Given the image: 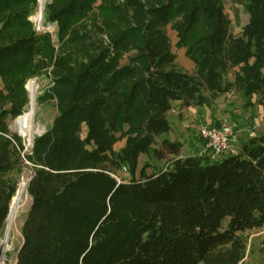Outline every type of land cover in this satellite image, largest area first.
Instances as JSON below:
<instances>
[{
	"label": "trees",
	"instance_id": "obj_1",
	"mask_svg": "<svg viewBox=\"0 0 264 264\" xmlns=\"http://www.w3.org/2000/svg\"><path fill=\"white\" fill-rule=\"evenodd\" d=\"M35 3L0 0V240L18 185L7 176L23 164L7 120L27 103L26 80L51 67L41 100L57 110L27 157L15 264H241L244 234L264 228V131L216 161L155 145L174 103L201 109L235 93L244 108L257 97L264 119V0H244L239 36L223 0H48L57 48L28 21ZM167 26L191 73L176 67ZM142 156L172 159L148 174Z\"/></svg>",
	"mask_w": 264,
	"mask_h": 264
},
{
	"label": "rangeland",
	"instance_id": "obj_2",
	"mask_svg": "<svg viewBox=\"0 0 264 264\" xmlns=\"http://www.w3.org/2000/svg\"><path fill=\"white\" fill-rule=\"evenodd\" d=\"M48 5V0L44 2V11H43V21H45L44 12L45 8ZM224 13L227 16L230 23V31L234 36H239L243 26L248 21V16L245 11L244 0H223ZM39 7V0H36L33 11L28 17V21L31 23L34 29V18L37 15ZM50 24V23H47ZM53 25V24H50ZM35 31V30H34ZM167 36L169 37L171 52L175 55V64L176 67L184 72L191 73L193 70L192 63L186 58L185 50L177 49V37L175 32L170 29V26L166 28ZM36 33V32H35ZM48 34L52 38V42L57 48L56 35L57 31L54 28L50 29ZM126 60L122 64H124ZM51 68H48L38 77H32L26 80L24 84V91L27 97V103L24 106L21 115L13 119L7 120V127L9 132L15 134L18 138L17 144L21 145L23 142L22 132L18 130L15 126V121L24 116L28 109L30 108V99L29 93L26 89V85L29 81H36L38 87L35 89V96L33 100V116L31 123L32 133H42V135L47 132L57 116L56 110V101L53 99L41 100L45 94H48L51 89L54 87V76L51 74ZM229 80L232 79V76L229 75ZM2 90V86H0ZM252 106L244 108V102L237 94H228L216 99L210 104V106H205L200 110H196V114L192 112L185 111L181 114L172 116L171 118V131L168 134L163 135L161 138H158L155 148L159 149L162 139H167L170 142H179L182 145L180 150V157L195 156L199 152H196L198 149V130L203 126H214L217 124L228 123L233 126L235 134V148L238 151L241 142H244L248 139L250 134L257 136L264 131V119L262 106L258 102V98L255 97L252 99ZM32 105V104H31ZM178 112L180 110L178 109ZM170 117V116H168ZM86 129L82 128V137L85 135ZM36 138V135H35ZM124 145V141H119L115 146V151H119ZM172 159L170 156H164L163 160H156L153 158H148L145 156L140 157L139 159V169L145 164H149L151 167L147 169V173L151 174L153 170L157 168L165 167L169 161ZM19 173L9 174L7 177L14 179L18 182L17 190L21 183H24L27 187V183L32 175L31 166L22 164L19 168ZM116 177L119 181L129 180L128 173L123 170L118 171ZM16 190V192H17ZM16 195V193H15ZM14 195V196H15ZM11 205V203H10ZM31 205V200L27 195L26 188L24 192L23 199L21 200L19 207L16 211V215L12 222V227L9 233L7 240L8 250L5 253L3 264H15L17 252L22 244L21 228L29 207ZM7 221L5 223V226ZM4 226V229H5ZM0 240V247L3 242V232ZM244 237L247 240V250L246 255L241 264H263L264 256V228L259 230H252L246 232Z\"/></svg>",
	"mask_w": 264,
	"mask_h": 264
},
{
	"label": "built area",
	"instance_id": "obj_3",
	"mask_svg": "<svg viewBox=\"0 0 264 264\" xmlns=\"http://www.w3.org/2000/svg\"><path fill=\"white\" fill-rule=\"evenodd\" d=\"M43 11H44V7H41L39 2L38 12L36 17L34 18V30L37 34L48 33L49 30L54 28L55 26V25L47 24L45 21H43L44 20L42 17ZM28 85L33 87V89L28 90L27 88ZM37 87L38 85L36 81H32V80L29 81L26 85V89L29 93L30 108L28 109L26 114H24V116H26L27 114H31L29 117V121L23 123L22 126L18 123V121L24 116H22L21 118L15 121V126L18 128L20 133L21 132L23 133L22 134L23 142L21 143L20 146H18L16 141H14L11 137H8L9 140L13 143L14 147L17 149L22 163L29 166L31 165L27 161V157L32 154L35 139L42 136V133L39 132L32 133L31 131V123L33 116V107L31 104H33L35 89L37 90ZM10 134L11 136L15 135L12 132H10ZM249 136L254 137L253 134H250ZM198 137L202 142V148L198 154L201 157H206L211 161H216L224 157L235 155L237 153V150L234 146L235 144L234 128L232 125L228 123H222L217 127L203 126L198 130ZM123 171L125 172L124 169Z\"/></svg>",
	"mask_w": 264,
	"mask_h": 264
},
{
	"label": "bare ground",
	"instance_id": "obj_4",
	"mask_svg": "<svg viewBox=\"0 0 264 264\" xmlns=\"http://www.w3.org/2000/svg\"><path fill=\"white\" fill-rule=\"evenodd\" d=\"M39 2H40L41 7H43L45 0H39ZM27 88H28V90H32L33 89V87H31L30 85H28ZM32 106H33V104H32ZM30 115L31 114H27L26 116L22 117L18 121V123L22 126L23 123L29 121ZM25 188H26L25 184L21 183L19 185V188H18L17 192H16V195L13 197V199L11 201V205H10V208H9L10 209L9 210V214H8V217H7V220H6L7 224H6L4 232H3L4 238H3V242H2L1 247H0V264H3L5 253L8 250L7 240H8L9 233H10V230H11V227H12V222H13L14 217L16 215V211H17V209L19 207V204H20L21 200L23 199Z\"/></svg>",
	"mask_w": 264,
	"mask_h": 264
},
{
	"label": "crops",
	"instance_id": "obj_5",
	"mask_svg": "<svg viewBox=\"0 0 264 264\" xmlns=\"http://www.w3.org/2000/svg\"><path fill=\"white\" fill-rule=\"evenodd\" d=\"M178 104L177 103H174L173 104V107H172V110L168 113V115H167V118H168V121L171 123V118H172V116H174V115H177V114H181V113H183V112H185V111H189V112H192V114H196V110H200V109H197V108H188V109H186V108H184V109H179L180 110V112H178ZM168 116H170V117H168ZM198 135V134H197ZM199 138V137H198ZM198 141H199V139H198ZM201 148H202V142H200L199 141V145H198V149H197V151L196 152H198V151H200L201 150Z\"/></svg>",
	"mask_w": 264,
	"mask_h": 264
},
{
	"label": "water",
	"instance_id": "obj_6",
	"mask_svg": "<svg viewBox=\"0 0 264 264\" xmlns=\"http://www.w3.org/2000/svg\"><path fill=\"white\" fill-rule=\"evenodd\" d=\"M10 208V207H9ZM10 210V209H9Z\"/></svg>",
	"mask_w": 264,
	"mask_h": 264
}]
</instances>
